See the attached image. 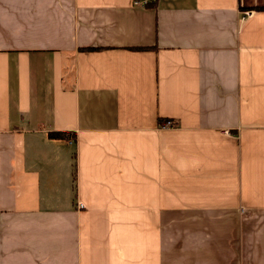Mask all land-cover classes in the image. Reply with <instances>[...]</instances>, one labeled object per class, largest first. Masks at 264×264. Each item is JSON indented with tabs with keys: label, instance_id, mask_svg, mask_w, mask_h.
<instances>
[{
	"label": "crops",
	"instance_id": "crops-1",
	"mask_svg": "<svg viewBox=\"0 0 264 264\" xmlns=\"http://www.w3.org/2000/svg\"><path fill=\"white\" fill-rule=\"evenodd\" d=\"M135 3L0 0V264H264V0Z\"/></svg>",
	"mask_w": 264,
	"mask_h": 264
},
{
	"label": "built area",
	"instance_id": "built-area-1",
	"mask_svg": "<svg viewBox=\"0 0 264 264\" xmlns=\"http://www.w3.org/2000/svg\"><path fill=\"white\" fill-rule=\"evenodd\" d=\"M156 0H136V5H143L146 6L148 4H153ZM246 13V12H245ZM174 127V124L170 120H166L162 123V128H172Z\"/></svg>",
	"mask_w": 264,
	"mask_h": 264
},
{
	"label": "trees",
	"instance_id": "trees-1",
	"mask_svg": "<svg viewBox=\"0 0 264 264\" xmlns=\"http://www.w3.org/2000/svg\"><path fill=\"white\" fill-rule=\"evenodd\" d=\"M149 5V4H148ZM147 6V5H146ZM48 138H60L62 140H68L69 139V135L68 134H62V133H49ZM73 183H74V187H75V177L73 178Z\"/></svg>",
	"mask_w": 264,
	"mask_h": 264
}]
</instances>
